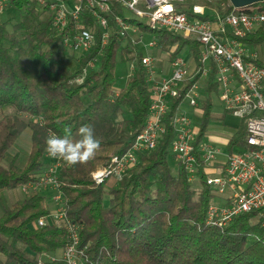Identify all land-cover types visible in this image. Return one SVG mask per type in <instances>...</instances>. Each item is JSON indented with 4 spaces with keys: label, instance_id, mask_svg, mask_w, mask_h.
<instances>
[{
    "label": "trees",
    "instance_id": "16d2710c",
    "mask_svg": "<svg viewBox=\"0 0 264 264\" xmlns=\"http://www.w3.org/2000/svg\"><path fill=\"white\" fill-rule=\"evenodd\" d=\"M209 5L221 15L232 12L228 0H211ZM7 7L17 11L20 20L12 24L11 31L9 22L0 20V195L38 181L48 166L42 159L51 135L63 136L64 129L71 127L72 138L77 139L78 128L90 124L100 141L95 156L74 167L61 161L55 175L65 218L78 230L77 248L84 264H264V228L255 215L237 216L224 228L205 226L211 195L204 170L199 168L197 181L190 183L188 175L173 164L171 119L183 103L185 89L203 82L198 42L130 21L142 34L154 37L159 53L167 54L166 61L187 48L195 71L186 79L178 99L171 101L156 147L142 154L121 181L106 179L95 185L90 172L131 148L149 112L150 91L141 64L143 54L137 51L139 41L111 36L101 50L102 30L82 11L84 25L94 31V41L87 54L75 57L63 48L64 35L51 32V17L43 19L46 10L37 0H9ZM240 11L264 12V2ZM114 14L124 16L118 5L111 4L106 15L109 21ZM241 41L254 47L264 43V29ZM74 58L77 67L71 71L69 63ZM118 59L133 63L135 69L116 93ZM92 61H97L96 68L86 70ZM202 85L197 143L216 119L219 94L213 73ZM226 115L221 110V119ZM27 129L30 149L25 165L18 167L15 159L5 163L6 154ZM245 136L242 121L226 151L232 154L243 149ZM49 216L46 198L38 192L6 209L0 216V264H39V256L62 250L68 241L66 225L47 222ZM41 218L46 219V225L33 228Z\"/></svg>",
    "mask_w": 264,
    "mask_h": 264
},
{
    "label": "built area",
    "instance_id": "2783aa9c",
    "mask_svg": "<svg viewBox=\"0 0 264 264\" xmlns=\"http://www.w3.org/2000/svg\"><path fill=\"white\" fill-rule=\"evenodd\" d=\"M8 3L9 0H0V14ZM209 3L211 0H37L46 15L51 17V32L56 36L64 35L62 46L72 54H87L94 41V31L84 25L82 11L87 12L102 30L101 50L111 36L140 41L143 34L131 20L198 42L202 64L200 78L205 82L213 73L219 88L217 104L220 109L244 122L245 147L229 154L205 141V137L196 142L199 122L195 123L188 110L200 109L204 87L198 82L185 89L183 103L171 119L174 139L170 152L179 170L188 175L190 183L197 181L199 168L204 170L205 185L211 195L205 212V226L224 228L235 217L253 213L264 228V63L256 54L247 52L253 47L251 43L241 41L264 29V12H245L232 7L229 14L214 11L213 18L204 19ZM111 4L118 5L124 16L114 14L109 21L106 15L111 12ZM148 48L155 49L158 56L155 39ZM184 50L187 48L167 61L166 69H157L156 56L143 55L141 64L150 91L149 112L143 129L125 154L113 157L107 165L94 167L89 176L95 185L106 179L121 181L139 163L142 154L156 147L164 133L162 120L171 101L178 99L186 79L195 71V64L183 57ZM96 63H88L86 70L94 69ZM129 68L134 72L133 63ZM77 82L81 83L82 78ZM52 159L54 162L39 175L37 182L21 189L23 192L29 189L56 192L52 200L57 208L51 217L53 223L64 222L68 231L62 260L64 264H69L70 258L73 264H84L82 251L77 248V227L66 220L62 198L57 192L59 184L55 175L61 161ZM53 180L55 183L51 182ZM46 223L41 218L35 226L43 227Z\"/></svg>",
    "mask_w": 264,
    "mask_h": 264
},
{
    "label": "rangeland",
    "instance_id": "374dc122",
    "mask_svg": "<svg viewBox=\"0 0 264 264\" xmlns=\"http://www.w3.org/2000/svg\"><path fill=\"white\" fill-rule=\"evenodd\" d=\"M45 15L43 16V19L45 18ZM0 20L1 21H8V30H12V24H16L19 20V13L12 8L6 7L5 10L0 14ZM154 39V37L150 34H143L141 36V39L138 43V48L137 51L140 54L143 55H151V56H156V66L157 69L161 68H167V61H166V54H160L158 53V56L156 54L155 49H150L148 48V44ZM248 53H253L256 54L259 61L264 63V43L259 44L258 46H253L249 47L247 50ZM75 57H78V53H74ZM183 57L188 60V62H191V58L188 55V51L184 50L183 52ZM77 67V61L74 58L72 61L69 63V68L71 71L75 70ZM96 68V66H95ZM132 72L129 68V63L121 62L119 59L117 60L116 66H115V72H114V77H115V84L113 87L114 92H118L125 84L127 78L129 75H131ZM203 83V82H202ZM202 83H200L202 85ZM191 113V116L194 118V121L196 124H198L201 111L199 108L193 109V110H188ZM215 121H213L207 130V133L205 135V141L211 142L215 144L216 147L220 148L224 153H226V145L230 137L234 135L237 132V126H240V123H242L241 120H235L232 117H226L224 119H221L220 114H221V109L220 106L216 103L215 105ZM3 117V113L0 111V120ZM30 149V130H25L20 137L16 140L15 144L10 148L8 153L6 154L5 157V163L9 162L11 159H15V164L18 167H23L25 165L27 155L29 153ZM43 163L46 165H50L54 160L50 158L49 156H46L42 159ZM175 162H173L174 164ZM47 168V166H46ZM176 169L174 168V171ZM33 192H38L41 195H44L46 198V208L50 211V216L47 218V222L53 223V218L51 217L55 211H56V204L52 200V197L55 195L56 192L53 190H42V191H36L33 189H29L26 192H23L21 188H17L15 190L11 191H4L0 195V216L4 213V211L8 208H10L14 203L16 202H21L25 198H27L29 195H31ZM46 220V219H45ZM55 223V222H54ZM35 223L33 224V228H36ZM30 255L31 252L27 250ZM62 259V250H58L53 254H43L38 257V263H46L48 261H54V260H59Z\"/></svg>",
    "mask_w": 264,
    "mask_h": 264
},
{
    "label": "clouds",
    "instance_id": "9594fccd",
    "mask_svg": "<svg viewBox=\"0 0 264 264\" xmlns=\"http://www.w3.org/2000/svg\"><path fill=\"white\" fill-rule=\"evenodd\" d=\"M65 134L59 136L51 135L46 140L47 155L62 161L67 167H74L77 164H84L91 160L100 147V141L94 134V127L90 124H84L77 130V139L72 138V129H64ZM55 183V181H51ZM69 264H73L71 258Z\"/></svg>",
    "mask_w": 264,
    "mask_h": 264
},
{
    "label": "water",
    "instance_id": "95a60500",
    "mask_svg": "<svg viewBox=\"0 0 264 264\" xmlns=\"http://www.w3.org/2000/svg\"><path fill=\"white\" fill-rule=\"evenodd\" d=\"M233 8L242 9L256 3L264 2V0H228Z\"/></svg>",
    "mask_w": 264,
    "mask_h": 264
},
{
    "label": "crops",
    "instance_id": "0c3cea01",
    "mask_svg": "<svg viewBox=\"0 0 264 264\" xmlns=\"http://www.w3.org/2000/svg\"><path fill=\"white\" fill-rule=\"evenodd\" d=\"M203 4H205V3H203ZM210 4V3H209ZM207 5V9L205 10V15H206V17H208V18H213V16H214V11L216 12L217 10L214 8V7H212V6H210V5ZM206 6V5H205ZM218 12V11H217ZM226 117H229V115H226ZM225 117V118H226ZM230 117H232V116H230ZM233 118V117H232ZM233 119H235V118H233ZM236 120V119H235ZM238 122V121H237Z\"/></svg>",
    "mask_w": 264,
    "mask_h": 264
}]
</instances>
